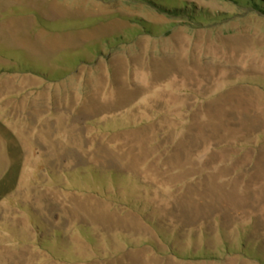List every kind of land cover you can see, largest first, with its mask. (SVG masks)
<instances>
[{"label":"rangeland","instance_id":"obj_1","mask_svg":"<svg viewBox=\"0 0 264 264\" xmlns=\"http://www.w3.org/2000/svg\"><path fill=\"white\" fill-rule=\"evenodd\" d=\"M0 264H264V14L0 0Z\"/></svg>","mask_w":264,"mask_h":264},{"label":"trees","instance_id":"obj_2","mask_svg":"<svg viewBox=\"0 0 264 264\" xmlns=\"http://www.w3.org/2000/svg\"><path fill=\"white\" fill-rule=\"evenodd\" d=\"M138 1V0H136ZM228 1H234V0H228ZM241 4H244L248 7H250L252 10L254 11H258L261 14H264V8L262 6H260L259 4H262L263 1L261 0H240ZM184 5V7H179V6H172L164 9L165 12L169 15L172 16H182L184 15V17H186V19H193V21H196L198 24L202 23L204 19V17H202L201 15L199 17H193V11L191 12V15H189V13H187V9L185 7L186 3H182ZM264 4V3H263Z\"/></svg>","mask_w":264,"mask_h":264},{"label":"crops","instance_id":"obj_3","mask_svg":"<svg viewBox=\"0 0 264 264\" xmlns=\"http://www.w3.org/2000/svg\"><path fill=\"white\" fill-rule=\"evenodd\" d=\"M8 47V46H7ZM8 48H10V47H8ZM14 48V47H13Z\"/></svg>","mask_w":264,"mask_h":264}]
</instances>
